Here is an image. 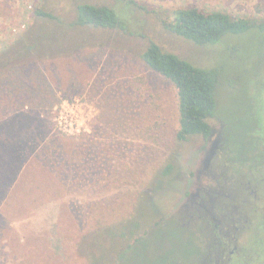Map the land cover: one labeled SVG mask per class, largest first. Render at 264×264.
<instances>
[{
    "label": "rangeland",
    "instance_id": "374dc122",
    "mask_svg": "<svg viewBox=\"0 0 264 264\" xmlns=\"http://www.w3.org/2000/svg\"><path fill=\"white\" fill-rule=\"evenodd\" d=\"M133 2L0 0V55L30 32L39 42L0 84V264H170L192 255L188 243L169 240L205 141L178 140L177 89L141 59L150 40L221 74L216 115L239 148L256 145L246 118L263 114L264 32L202 46L164 21L196 7L264 22V0ZM80 3L112 7L127 30L71 26ZM172 161L178 174L167 180ZM144 193L162 224L150 236L151 209L135 224Z\"/></svg>",
    "mask_w": 264,
    "mask_h": 264
},
{
    "label": "flooded vegetation",
    "instance_id": "af4514ba",
    "mask_svg": "<svg viewBox=\"0 0 264 264\" xmlns=\"http://www.w3.org/2000/svg\"><path fill=\"white\" fill-rule=\"evenodd\" d=\"M260 111L261 117L246 118L253 125L247 139L256 144L250 152L237 146L231 124L218 115L210 119L216 123L208 137L196 135L205 141L193 172L197 186L177 208L169 240L172 247L188 243L193 251L170 264H264L263 106ZM150 227L144 236L151 235Z\"/></svg>",
    "mask_w": 264,
    "mask_h": 264
},
{
    "label": "trees",
    "instance_id": "16d2710c",
    "mask_svg": "<svg viewBox=\"0 0 264 264\" xmlns=\"http://www.w3.org/2000/svg\"><path fill=\"white\" fill-rule=\"evenodd\" d=\"M127 2L131 5L136 4L133 0H127ZM36 14L39 17L56 20L59 24H63L62 20L52 12L37 9ZM164 23L175 34L202 46L217 44L228 34L244 33L253 28L264 30V22L253 20L250 17H238L224 11L205 12L196 7L173 10L171 19L164 21ZM70 25L127 30L126 25L119 19L112 7L90 3L77 5L76 19ZM32 36H34V32H30L25 38L19 39L0 55V84L2 81L4 82L6 73H10L18 66L17 59L22 55L32 53L34 45L39 44V42L34 41ZM141 59L150 69L172 82L177 89L180 124L177 133L178 140L187 141L192 135L208 137L212 131L210 119L216 115L221 74L195 66L179 55L165 51L161 45L153 40L149 41L148 46L142 52ZM177 169L178 164L176 162H169L163 171V177L169 180L178 174L176 173ZM154 179L158 180L157 178ZM150 195L142 194V200L140 201L139 197V202L136 204L139 209L136 218L138 221L135 222L138 226L136 231L140 229L141 221L146 219L147 209H151L152 212L148 215L151 221L146 227L152 226L153 231L162 229L161 227H153L160 224L161 221L157 220L159 216L158 205L154 197ZM143 232L148 233L146 228Z\"/></svg>",
    "mask_w": 264,
    "mask_h": 264
},
{
    "label": "water",
    "instance_id": "95a60500",
    "mask_svg": "<svg viewBox=\"0 0 264 264\" xmlns=\"http://www.w3.org/2000/svg\"><path fill=\"white\" fill-rule=\"evenodd\" d=\"M197 186V183L195 182V185H194V188H193V190H192V192H191V196L194 194V191H195V187Z\"/></svg>",
    "mask_w": 264,
    "mask_h": 264
}]
</instances>
